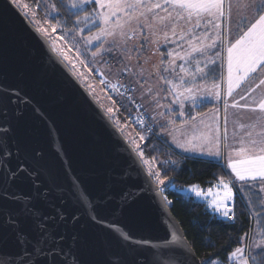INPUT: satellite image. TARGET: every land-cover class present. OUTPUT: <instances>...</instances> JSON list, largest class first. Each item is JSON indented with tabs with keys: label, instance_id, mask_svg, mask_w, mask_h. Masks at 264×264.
<instances>
[{
	"label": "snow or ice",
	"instance_id": "6c2138e0",
	"mask_svg": "<svg viewBox=\"0 0 264 264\" xmlns=\"http://www.w3.org/2000/svg\"><path fill=\"white\" fill-rule=\"evenodd\" d=\"M89 4L93 8L90 13L87 11ZM33 5H21L20 0H6L0 10L11 11L15 8L21 12L27 27L34 34L37 46L41 49L47 46L52 54L47 56L52 68L59 71L57 65L62 66L72 78L68 83L71 85L72 80H75L83 88L87 97L100 108V112L95 113L97 118L106 119L125 138L131 153L147 166L148 179L156 185L154 190L145 181L138 188H121L115 197L113 190L109 189L105 196L115 198L119 208L130 206L145 194H159L160 185L164 184L161 173L150 166L140 144L127 138L124 126L117 118L120 109L128 107L135 100L132 95L125 97V92L135 89L130 90L121 81L127 78L125 73H133L135 66L131 64L132 60L135 58L139 62L140 53L148 45L163 40L165 44L174 46L167 52V63L172 66L173 73L176 67L180 68L182 75L179 79L183 91L176 92L172 87L173 80L163 76V73L169 72V67H164L161 79L167 87L161 88L149 100L150 87L143 98L146 103H150L156 101L161 92H166L173 95V104L183 97L184 100H191L195 106L197 94L206 92L222 102L223 114L218 104L207 122L203 119L204 114L198 113L202 117L200 125L203 127L196 123L198 116L190 114L189 120L184 121L191 128L190 134L180 129L178 137L165 125L161 124L160 127L172 136L177 148L207 157L209 164L221 168L222 174L217 183L207 192L198 185H192L187 189L188 192L204 200L208 209L228 221L236 218L235 198L240 193V215L251 209V215L262 222L256 243L236 247L227 259L235 261V264H264V0H68L67 4L51 5L33 0ZM42 7L56 13L53 17L55 22L49 21L47 17H39ZM61 11L67 13V20L63 24L58 19ZM72 16H75L74 21ZM81 23L85 26L91 23L92 26L87 28L88 35H81L84 31L80 27ZM58 28L60 34L53 37ZM89 49H93L90 52L93 61L102 65L101 72L97 73L100 76L98 83L105 88L111 87L120 100L111 95L107 97L108 103L98 99L96 77L87 71L92 66L82 58ZM109 58L121 65L115 83L103 78L105 66L108 73L113 71L112 65L108 63ZM177 60L183 63L177 65ZM217 66L222 83L216 82ZM82 67L86 71H81ZM209 79L213 80L211 89L206 84L204 87L197 84L198 80L204 83ZM135 83L139 84L140 89L144 88L143 82ZM120 86L125 88V92H120ZM161 98L166 99V96ZM11 99L9 97L10 102ZM81 99L91 109L88 100L83 96ZM157 106L162 107L158 102ZM180 108L178 115L183 117L184 105L181 104ZM6 115V112H0V116ZM137 120L143 127L144 120L140 116H137ZM12 131L11 125L0 128V229L12 230L18 251L15 254L0 251V264H90L82 259L80 252L87 238L78 231L68 235L69 227L76 229L81 216H69L63 207L53 203L51 188L42 187L43 181L35 169L22 163H18L15 169L11 167L9 137ZM145 139L141 134L140 141ZM38 155L34 151L32 158L36 159ZM221 161L225 163L221 164ZM134 164L135 160L130 154L129 167ZM25 180L30 183L31 191L18 194L13 188ZM69 190L76 206L85 213H92L91 220H100L108 210L107 205L93 204L82 188L76 190L75 184ZM155 194L152 196L153 205L163 217L165 212L157 204ZM56 199H59L60 204L65 203L62 194ZM39 203L50 206L52 211L46 213L38 206ZM164 203L170 207L172 201L165 196ZM9 204L16 205V209L10 210L7 207ZM111 210L114 212L116 209ZM26 224L29 225L27 230ZM114 227L109 225L110 229ZM178 235L173 226L171 232L165 229V235L160 238L162 254L169 258L165 264H189V257L178 243ZM113 238L118 250L109 252L107 259L98 264H146L141 260L144 250L128 243L130 234L113 232ZM244 239L247 241V235ZM147 243L137 241V245ZM246 247L249 248L248 252H245ZM202 264H217V260L210 257Z\"/></svg>",
	"mask_w": 264,
	"mask_h": 264
},
{
	"label": "water",
	"instance_id": "95a60500",
	"mask_svg": "<svg viewBox=\"0 0 264 264\" xmlns=\"http://www.w3.org/2000/svg\"><path fill=\"white\" fill-rule=\"evenodd\" d=\"M5 2L0 0V9ZM33 35L20 11L0 10V112L7 113L6 117L0 116V128L11 125L13 129L9 137L11 167L15 169L22 163L35 169L43 181L42 187L51 188L53 203L63 207L69 216H81L76 229L69 227L68 235L78 231L87 238L80 252L82 259L90 264L103 262L109 252L118 250L113 232L130 234L128 243L144 250L141 260L146 264H165L169 258L162 254L160 238L165 235V229L171 232L173 226L189 264H201L164 203L161 191L153 194L157 204L163 207V217L153 205V194H145L124 208L117 206L115 198L105 196L109 189L115 197L121 188H138L145 181L154 190L156 185L148 179L142 162L131 153L125 138L106 119L97 118L95 113L100 112V108L87 97L83 88L75 80L71 85L68 83L72 78L62 66L57 65L59 71L52 68L47 60L52 54L47 46L38 47ZM34 151L39 154L36 159L32 158ZM130 154L135 160L133 167H129ZM72 184L76 185V190L82 188L93 204L107 205L108 210L100 220H91V212L85 213L76 206L69 190ZM13 190L18 194L28 193L31 185L25 180ZM61 194L64 204L56 199ZM38 206L46 213L52 211L43 203ZM7 207L16 209L12 204ZM110 224L115 227L110 229ZM28 227L26 224L25 230ZM137 241L148 243L137 245ZM0 251L10 254L18 251L10 228L0 229Z\"/></svg>",
	"mask_w": 264,
	"mask_h": 264
},
{
	"label": "trees",
	"instance_id": "16d2710c",
	"mask_svg": "<svg viewBox=\"0 0 264 264\" xmlns=\"http://www.w3.org/2000/svg\"><path fill=\"white\" fill-rule=\"evenodd\" d=\"M22 1L34 7L33 0ZM48 1L50 4L68 2V0ZM53 17L49 21L55 22ZM58 19L63 24L67 20V13L61 11ZM71 19L74 21L75 16ZM68 26L71 27V23ZM211 107L212 105L203 103L194 110L196 114L205 113ZM128 109L121 108L117 113L120 120L124 119ZM145 137L141 145L145 159L150 164H154L156 171L161 173V178L164 180V184L160 185L162 195L172 201L171 206L168 207L201 264L210 257H215L217 264H234L227 257L236 247L246 243L244 237L250 236L255 224V217L251 215L250 209L240 215L241 194L238 193L235 198L236 218L233 222L218 217L207 208L206 203L197 199L192 193L186 192V189L192 185H198L204 190L212 187L222 174L220 166L209 164L208 159L184 156L171 151L161 136L157 135L156 128L154 135ZM143 166L147 171L146 165ZM244 203L248 202L245 200ZM258 221L261 222L259 218Z\"/></svg>",
	"mask_w": 264,
	"mask_h": 264
},
{
	"label": "rangeland",
	"instance_id": "374dc122",
	"mask_svg": "<svg viewBox=\"0 0 264 264\" xmlns=\"http://www.w3.org/2000/svg\"><path fill=\"white\" fill-rule=\"evenodd\" d=\"M20 3H21V5L26 4L22 0H20ZM41 3L51 5L48 0H42ZM73 11H76V10H73ZM87 11L89 13L93 11L91 4L87 5ZM55 14L56 13H51L48 8L42 7L39 9V17L41 19L44 17H47V19L49 20ZM83 15L84 14L82 13L81 14L82 20H83ZM91 26H92L91 23H89L87 26H85L83 23H81L80 27L84 29V31L81 33V35H88L87 28H89ZM94 31H95V29H94ZM59 34H60V29L58 28L57 33H54L53 37H55L56 35H59ZM162 46H163L162 40L158 44H154V45L150 44L147 46V48L144 51H142L140 53L139 62L135 58L132 60L131 64L133 66H135L133 73H125V76L127 78L123 79L121 81V83L123 85H126L130 90L135 89V91L125 92L124 87H122V86L119 87L120 92H125V97H127L128 95H132L135 97V100H134V102L130 103L128 105V107H126V109H128V108L129 109L126 112V116L124 115V117H123L124 119L120 120L118 118V115H117V118L121 121V124L124 126L125 135L127 136V138L129 140H133L136 143H139L140 147L143 143L140 141V135L141 134L144 136L154 135L155 125H156V130H157L158 134L161 136L162 131H161L160 125L162 123L163 117H162V115H160V113L163 112V109L168 108L169 104L173 105L174 108H175V106H180L181 104H183L185 109H187L186 104H192L191 100H184L183 97H179L177 99V102L175 104H173L172 103L173 95L167 94L166 92H161L160 96H158L156 98V101H151L150 103L145 102V99L143 98L144 93H146L150 87H151L152 91H151L150 96L148 97L149 100L151 99V96H155L156 93L161 88L166 87L163 85V81L161 79V73L163 72ZM91 50H93V49H89L88 53L85 56H82V58L86 59L88 64H90L92 66L87 71H91L92 75L94 77H96V86L98 89V93H97L98 99H100L102 103H108L107 97L109 95H111L112 97L116 98L117 100H120L121 98L118 96V94L114 90L111 89V87L105 88L104 86H102L98 83L100 76H97V73L101 72L102 65L97 64L93 61V58L90 54ZM69 55H73V53H69ZM108 63L112 65L113 71L111 73H108L106 66H105L104 72L106 74L104 75L103 78H105L106 80H110L111 82L115 83L117 80L118 70L120 69L121 65L116 63L115 61L111 60L110 58L108 60ZM139 65H143V67L141 68ZM157 66H159V69ZM218 68L219 67L217 66L216 76L218 74H220V73H218ZM81 71H86V70L82 67ZM219 72H220V70H219ZM141 73H142V75H141ZM163 75H164V73H163ZM225 75H226V73H225ZM136 81L143 82L144 88L140 89L139 84L135 83ZM206 82L211 83V85H206L207 88L211 89L213 86V80L209 79ZM216 82L222 83V81L219 80V75L217 77ZM201 87H204V86H201ZM173 88L176 90V92L183 91L182 86L181 87L176 86ZM164 96H166V99L161 98ZM196 100H199V101L202 100L198 105L203 104V103L212 105L213 110L215 109V107L218 104H219V106H220V104L222 105V102H218L211 93H206V92L198 93ZM157 102L159 105H162V107H158ZM241 103H243V101ZM136 104L139 106L140 110H142L148 116V119L150 120V122L153 125L155 124L153 134H150V133L147 134L141 128H137L135 125L132 124V117L136 113V111L134 109V105H136ZM118 107H119V105H118ZM222 107H223V105H222ZM183 111H184V114L187 112V110L185 111L184 109H183ZM153 117H155V119H153ZM231 133H232V128L230 125L229 126V134L231 135ZM226 157H227V153H225V161H226ZM151 164H150V166L154 170H156V166L154 164H152V165ZM204 192H207V190L205 189ZM193 195H195V194L193 193ZM199 200L206 203L204 200H201V199H199ZM246 202H248V201L246 200ZM209 210L211 212H213L211 209H209ZM217 216L220 217L219 215H217ZM259 229H261V222L259 223L258 217H255V224H254L253 229H251L250 236L247 237V241H246L247 244L254 245L256 243V241L259 239V237L257 236ZM253 250L258 251V249H253ZM248 251H249V248L246 247L245 252H248ZM231 262L235 264V261H231Z\"/></svg>",
	"mask_w": 264,
	"mask_h": 264
},
{
	"label": "crops",
	"instance_id": "0c3cea01",
	"mask_svg": "<svg viewBox=\"0 0 264 264\" xmlns=\"http://www.w3.org/2000/svg\"><path fill=\"white\" fill-rule=\"evenodd\" d=\"M162 43H163V46H162L163 68L164 67H169V72L164 73L163 76L164 77H167L168 79L173 80L172 87H176V86H180L181 87L182 84H181V81L179 79V76L182 75V74L180 73V68L179 67H176L175 68V72L173 73L172 72V66L167 63V61L169 60V57L167 56V52H170L174 46L173 45H167V44H165L163 42V40H162ZM181 63H183V62L182 61H179V60L176 61V64L177 65H179ZM219 70L220 69L218 68V73H220ZM218 75H217V77H218ZM197 84L200 85V86H205V84L206 85H211V83H208V82L201 83L199 80L197 81ZM201 101L202 100H200V101L199 100H196V103L197 104L195 103L196 104L195 106H193V104H186L187 109H185V108H183V109L185 111L187 110V112L184 114L183 117H181V116L178 115V113L181 111L180 106H175V108H174L173 105L169 104L168 105V108L163 109V112L162 113H165V115L162 116L163 119H162V123L161 124L165 125L167 128H170L178 137L180 135V133H179L178 130H180V129H183V130L187 131L190 134L191 128H190L189 125L185 124L184 121L189 120V115L191 114V115H197L198 116V119H197L196 123L200 127H203V125H200V120H201L202 117L199 116L198 114H196L195 113V110H194L195 107L198 106V104ZM212 107L209 110H207L205 113H203L204 114L203 119L205 120V122H207L212 117V114L215 111V109L213 110ZM220 108H221V115H222L223 114V107H222L221 104H220ZM170 122H174V123H170ZM155 128H156V125H155ZM161 131H162L161 138L164 141V143L169 147V149L171 151H173L175 153H178L180 155H184V156H190V157H196V158L209 159L207 157H204V156L199 155L198 153H192V152H184V151H182L180 148H177L175 146V144L172 142V136L171 135L167 134L164 131V129H162V128H161ZM157 134H158V132H157ZM158 136H160V135L158 134ZM221 162L223 164L225 163L224 161H221ZM186 192H188L187 189H186ZM188 193H190V192H188Z\"/></svg>",
	"mask_w": 264,
	"mask_h": 264
},
{
	"label": "built area",
	"instance_id": "2783aa9c",
	"mask_svg": "<svg viewBox=\"0 0 264 264\" xmlns=\"http://www.w3.org/2000/svg\"><path fill=\"white\" fill-rule=\"evenodd\" d=\"M134 109H135L136 113L132 117V124L135 125L137 128H141L147 134L148 133L153 134L154 125L150 122V120L148 119V116L142 110H140V108L137 104L134 105ZM137 116H140L144 120V126L143 127H141L139 120H137ZM149 129H151V131H149ZM202 190L205 191L204 189H202ZM237 196H238V193H237L236 197ZM229 222H233V221H229Z\"/></svg>",
	"mask_w": 264,
	"mask_h": 264
}]
</instances>
